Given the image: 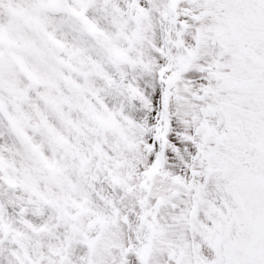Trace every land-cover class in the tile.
Returning a JSON list of instances; mask_svg holds the SVG:
<instances>
[{"label":"snow or ice","instance_id":"6c2138e0","mask_svg":"<svg viewBox=\"0 0 264 264\" xmlns=\"http://www.w3.org/2000/svg\"><path fill=\"white\" fill-rule=\"evenodd\" d=\"M0 264H264V0H0Z\"/></svg>","mask_w":264,"mask_h":264}]
</instances>
